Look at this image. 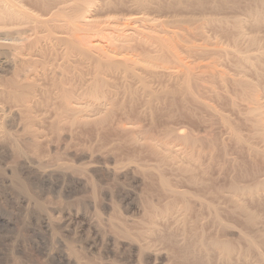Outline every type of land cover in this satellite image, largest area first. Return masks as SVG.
Wrapping results in <instances>:
<instances>
[{"label":"rangeland","instance_id":"obj_1","mask_svg":"<svg viewBox=\"0 0 264 264\" xmlns=\"http://www.w3.org/2000/svg\"><path fill=\"white\" fill-rule=\"evenodd\" d=\"M97 1L84 6L104 21ZM110 1L184 28V62L224 77L147 74L153 98L118 83L90 117L60 121L52 101L28 127L0 105V264H264V0ZM76 65L79 93L91 75Z\"/></svg>","mask_w":264,"mask_h":264},{"label":"bare ground","instance_id":"obj_2","mask_svg":"<svg viewBox=\"0 0 264 264\" xmlns=\"http://www.w3.org/2000/svg\"><path fill=\"white\" fill-rule=\"evenodd\" d=\"M84 1L87 0H0V55L1 57L4 55L3 59H5L2 66L4 72L9 74V78L7 77L3 82L0 81V105H8L11 110L14 109L18 119L26 127L36 125L38 122L39 117L35 114V110L42 106L48 108L53 102L57 104L53 108L58 109V112L56 109V113H53L54 118L60 121L64 117L72 121L79 117L83 118L91 112L90 110L88 112L89 108H105L111 99L114 101L115 97L114 99L112 97L114 93L116 95L115 90L117 86L121 87L118 83L126 87V89L123 88L129 93L133 91L131 85L136 83L137 90L147 93L148 95L144 94L146 97L153 98L156 93L147 86L148 80H145L148 79L147 77L150 78L149 82L151 78H156L157 83L158 80L161 82L162 78H172V81H174L173 78L181 79L185 83L182 85L186 87V84L196 77L195 73L200 69H209V75L212 77L216 75L224 77L219 71L212 69L215 63L195 68L184 62V59L177 53V47L182 46L176 47L177 44H175L176 38L177 40L178 37L182 38L179 31L181 29L184 31V28L179 27V31L175 27L172 30L165 29L168 25L166 20L150 18L143 13L142 10L145 8L143 9L139 4L141 0H137L138 5L135 4L134 7L142 8L140 10L142 13H133L135 9L133 8L132 14L127 15L119 14V12L117 14L114 11L116 0H113L114 4L110 0H98L101 2L99 9L103 13L107 11L104 21L98 20L100 22L94 20L95 17L92 19L89 16V6H84L90 1L95 3V0H88L86 4ZM181 38L176 41L178 44L183 43L181 40L184 38ZM167 60L174 61L176 68L168 64L169 67L166 66ZM84 61L88 63L91 78L88 77L90 80L88 79L87 82L84 80L86 84L84 83L85 85L80 88L82 91L79 94L72 83L73 78L71 77L73 76L70 75L73 73L70 70H76L75 63L81 65ZM186 87L185 89L188 88ZM120 90L117 93L122 91ZM76 93L81 95L80 98L83 96L93 99L94 101L91 102L87 98L92 103L91 107L89 102L87 104V100L84 102V99L77 98ZM251 98L253 100L251 111L262 116L264 112L261 105L259 106L257 97L251 95ZM55 104L53 103V106ZM3 108L0 106V110ZM178 135L181 136V133ZM163 150L170 151L167 144L163 145ZM175 151L178 153L179 149ZM26 165L31 170L32 166H29L31 164L26 163ZM39 175L46 179L43 173L39 172Z\"/></svg>","mask_w":264,"mask_h":264}]
</instances>
